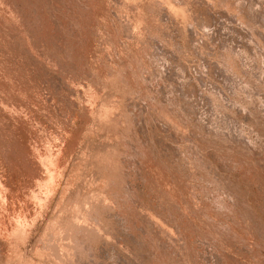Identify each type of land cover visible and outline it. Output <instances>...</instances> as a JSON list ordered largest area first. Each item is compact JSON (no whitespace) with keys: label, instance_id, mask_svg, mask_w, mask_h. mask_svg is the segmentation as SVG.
I'll return each mask as SVG.
<instances>
[{"label":"rangeland","instance_id":"374dc122","mask_svg":"<svg viewBox=\"0 0 264 264\" xmlns=\"http://www.w3.org/2000/svg\"><path fill=\"white\" fill-rule=\"evenodd\" d=\"M0 264H264V0H0Z\"/></svg>","mask_w":264,"mask_h":264},{"label":"bare ground","instance_id":"6f19581e","mask_svg":"<svg viewBox=\"0 0 264 264\" xmlns=\"http://www.w3.org/2000/svg\"><path fill=\"white\" fill-rule=\"evenodd\" d=\"M88 225V224H87ZM104 226V225H103ZM96 227V226H95ZM101 227V226H100ZM83 228V227H82ZM79 229V228H78ZM96 229V228H95ZM101 231V230H100ZM99 232V231H98ZM121 240V239H120ZM45 241V240H44ZM61 241V240H60ZM75 252V251H74Z\"/></svg>","mask_w":264,"mask_h":264}]
</instances>
